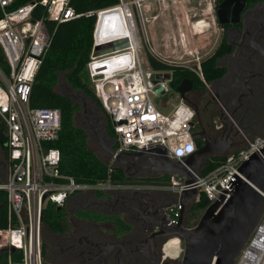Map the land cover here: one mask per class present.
<instances>
[{
  "label": "built area",
  "instance_id": "1",
  "mask_svg": "<svg viewBox=\"0 0 264 264\" xmlns=\"http://www.w3.org/2000/svg\"><path fill=\"white\" fill-rule=\"evenodd\" d=\"M143 1L120 0L118 5L97 12L121 8L132 29L126 33L129 47L100 56H92V47L86 64L85 76L115 134V146L107 161L106 179L78 183L60 172V151L50 145L61 129L60 110L32 107L29 97L50 46L48 23L58 24L80 14L71 6V0H32L16 7H11L13 0H0V52L4 60L0 63V122L7 150V173L0 180V190L6 192L7 226L0 229V253L6 255V264H44L42 220L48 202L63 207L76 193L108 191H162L178 196L188 188L197 189L194 202L201 196L210 202L236 168L264 145V137L256 136L244 146L226 151L213 169L199 172L188 184L178 173L156 181L113 177L112 162L118 154L159 146L170 159L182 160L197 149L191 134L193 107L178 93V101L165 113L159 104L169 101L164 96L171 88V73L151 68L139 53L132 8L139 11ZM37 8L39 16L33 17ZM162 62L185 67L205 83L199 64L193 68ZM154 97H161V102L157 104ZM182 208L179 202L166 207L163 217L169 226L178 224ZM236 264H264V215Z\"/></svg>",
  "mask_w": 264,
  "mask_h": 264
},
{
  "label": "flooded vegetation",
  "instance_id": "2",
  "mask_svg": "<svg viewBox=\"0 0 264 264\" xmlns=\"http://www.w3.org/2000/svg\"><path fill=\"white\" fill-rule=\"evenodd\" d=\"M211 5L212 20L218 29L216 43L204 58L213 60L211 74L207 78L203 73L202 59L198 64L205 83L195 73V79L184 78L191 81L185 101L193 107L191 134L199 141V147L207 139L215 144L228 142L225 153L256 136L264 137V54L251 44L258 28L264 25V0H212ZM258 42L264 48V32ZM96 113L102 114L98 109ZM79 118L82 116L78 114L77 123ZM99 121L100 125L106 122L102 117ZM198 123L206 131L205 137ZM215 144L210 146L212 150L217 149ZM91 146L102 154L95 142ZM0 155L3 156L1 150ZM138 175L145 177L126 179L156 181L166 177H157L150 171ZM108 192L76 193L67 199L63 207L68 211V229L64 234L45 236L44 264H119V251L124 264L151 263L142 248L147 237L159 231L154 220H163L171 194L147 191L142 194L143 201L141 197L137 202L121 199L118 203L102 204V200L110 199ZM91 193L98 202L90 200ZM82 211L94 216L82 217ZM123 229L129 234L123 236ZM152 237L155 257L177 264V258L163 257L167 238Z\"/></svg>",
  "mask_w": 264,
  "mask_h": 264
},
{
  "label": "water",
  "instance_id": "3",
  "mask_svg": "<svg viewBox=\"0 0 264 264\" xmlns=\"http://www.w3.org/2000/svg\"><path fill=\"white\" fill-rule=\"evenodd\" d=\"M117 8L105 10L97 15V22L94 30V39H97V31L102 18L108 12L115 11ZM264 32V25L260 26L251 44L258 47L264 54V48L259 44L258 37ZM93 46L92 56L109 54L123 48L129 47V39L126 34L118 38H112L104 41L97 40ZM161 75H158L160 77ZM169 75L165 74L164 78ZM191 89V81L183 79L176 91L180 97L186 99V92ZM57 91L69 98L75 105L79 106L78 114L82 116L78 127L86 131L89 136V144L95 142L98 149H95L104 162L114 154L115 139L108 134V120L106 114L98 106L94 97L85 92L73 88L64 81V76L57 85ZM100 110L102 114L97 115ZM102 117L106 122L99 124ZM88 124H84V123ZM201 133L206 135V131L201 123H198ZM215 142L208 140L198 147L194 152L187 155L182 160L170 159L159 146H153L139 150L137 152H126L118 154L112 162L113 167L120 168L125 178H144L138 175L150 171L156 173L157 177L172 175L178 173L185 179V183H192L199 174L201 165L208 155H221L229 146L228 142H220L217 149L212 150L211 145ZM155 152L161 153L160 155ZM146 159V162H142ZM148 192H108L110 199L102 200V204L107 202H119L125 199L131 202H137ZM197 194L196 188L184 189L180 195H171L168 203L179 202L182 204V214L178 224L169 226L164 219L154 220L158 227V232L147 237L142 251L151 261L150 264H169L170 259L160 261L155 257V244L152 235H164L167 239L177 237L181 241L182 252L178 264H236L243 249L255 231L257 225L264 215V145L255 150L246 160H244L235 170L225 187L220 190L218 195L203 208L195 222L188 226L185 222L187 209L193 204L194 197ZM91 201L95 199L93 193L90 196ZM140 201H143V197ZM61 208V207H58ZM163 227V229H162ZM130 231L123 229L122 233L128 235ZM119 264L122 252H118Z\"/></svg>",
  "mask_w": 264,
  "mask_h": 264
},
{
  "label": "trees",
  "instance_id": "4",
  "mask_svg": "<svg viewBox=\"0 0 264 264\" xmlns=\"http://www.w3.org/2000/svg\"><path fill=\"white\" fill-rule=\"evenodd\" d=\"M28 1L32 0H13L11 7H16ZM119 2L120 0H71V6L80 16L58 24L48 23L51 33L50 46L35 76L30 92V106L53 107L60 110L61 129L57 139L50 145L57 147L60 151V172L63 175L72 177L78 183H95L106 179L108 162H104L89 144V136L86 131L78 127L79 106L57 91V85L64 76V81L73 88L81 90L96 99L92 88L88 86L89 80L85 76V69L87 62L90 60L94 43L97 12L112 8L118 5ZM39 12L40 9L37 8L33 13V17L39 16ZM85 12H91V14L86 15ZM147 58L151 68L172 72L170 86L173 90H176V87L184 78H196V75L185 67L171 66L151 54ZM0 63H4L1 52ZM201 66L203 73L209 78L213 60L211 58L204 59ZM97 104L101 108L99 101H97ZM108 134L111 137L115 136L110 127H108ZM0 150L4 158H7L6 135L1 122ZM220 159L221 156H207L201 165L200 173L204 174L213 169ZM113 177L125 179L120 168L114 169ZM97 194L99 195V193ZM207 203L208 200L201 196L199 201L193 202L187 209L185 221L188 226L192 225L193 221L197 219ZM90 214L93 215L84 211L79 213L82 217H88ZM120 224L122 225V223ZM68 225V211L64 207L58 208L55 204L48 202L44 207L42 220L43 254L45 253V236L48 234H64L68 229ZM6 226V192L0 190V229ZM179 241L180 239L176 237L169 242L178 244ZM0 255V262L6 264V255ZM165 255L170 257L167 254ZM175 257L176 255L171 258Z\"/></svg>",
  "mask_w": 264,
  "mask_h": 264
},
{
  "label": "rangeland",
  "instance_id": "5",
  "mask_svg": "<svg viewBox=\"0 0 264 264\" xmlns=\"http://www.w3.org/2000/svg\"><path fill=\"white\" fill-rule=\"evenodd\" d=\"M211 3L212 0H144L139 11L132 8L143 61L149 65L147 57L151 54L162 61L196 68L216 43L218 29L212 20ZM88 86L91 88L90 82ZM177 94L170 88L164 98L169 99L171 105L177 102ZM154 100L159 104L162 98L154 97ZM3 171L0 163V173ZM169 241L165 242L162 251L170 257L176 255L178 264L181 241L178 244Z\"/></svg>",
  "mask_w": 264,
  "mask_h": 264
},
{
  "label": "bare ground",
  "instance_id": "6",
  "mask_svg": "<svg viewBox=\"0 0 264 264\" xmlns=\"http://www.w3.org/2000/svg\"><path fill=\"white\" fill-rule=\"evenodd\" d=\"M97 31L98 40H108L117 38L131 31V23L126 18V13L123 9L117 8L115 11L108 12L102 18ZM205 25V24H204Z\"/></svg>",
  "mask_w": 264,
  "mask_h": 264
},
{
  "label": "crops",
  "instance_id": "7",
  "mask_svg": "<svg viewBox=\"0 0 264 264\" xmlns=\"http://www.w3.org/2000/svg\"><path fill=\"white\" fill-rule=\"evenodd\" d=\"M176 100L178 101V94H177V99ZM159 105H161V108H162V110L165 113H168L170 111L171 105H169L168 103L163 102V103H160ZM193 138H194V140L196 142V145L198 147L199 146V141L197 140V138H195V137H193ZM0 163H2L3 168H4V171L2 173H0V180H3L5 178V176H6V173H7V158H4V156L0 155Z\"/></svg>",
  "mask_w": 264,
  "mask_h": 264
}]
</instances>
